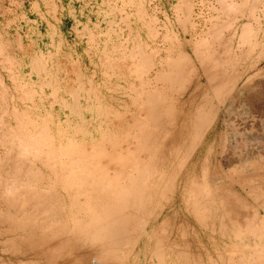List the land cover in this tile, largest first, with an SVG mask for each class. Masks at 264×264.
Segmentation results:
<instances>
[{"label": "rangeland", "instance_id": "1", "mask_svg": "<svg viewBox=\"0 0 264 264\" xmlns=\"http://www.w3.org/2000/svg\"><path fill=\"white\" fill-rule=\"evenodd\" d=\"M0 193V264H264V0H0Z\"/></svg>", "mask_w": 264, "mask_h": 264}, {"label": "bare ground", "instance_id": "2", "mask_svg": "<svg viewBox=\"0 0 264 264\" xmlns=\"http://www.w3.org/2000/svg\"><path fill=\"white\" fill-rule=\"evenodd\" d=\"M111 23H112V22H111ZM108 52H109V51H108ZM144 53H145V52H144ZM145 58H146V57H145ZM145 58H144V59H145ZM144 61L146 62V59H145ZM146 63H147V62H146ZM146 63H145V65H146ZM147 64H148V63H147ZM143 66H144V65H143ZM172 76H173V75H172ZM171 79H172V77H171ZM174 79H175V78H174ZM176 80H177V79H176ZM177 81H178V80H177ZM171 82H172V81H171ZM176 83H177V82H176ZM173 85H174V84H173ZM176 86H177V85H176ZM171 88H173V86H172ZM5 89H6V88H5ZM155 90H156V89H155ZM170 90H172V89H170ZM180 90H181V89H180ZM156 95H157V94H156ZM152 96H154V97H159L158 95H157V96L152 95ZM154 97H153V98H154ZM150 99H151V98H150ZM154 101H155V107H156V106H157V103H159L160 100H158V102H157V100H154ZM145 103H146V102H145ZM167 104H168V103H167ZM171 104H172V103H171ZM4 105H5V104H4ZM173 105H174V104H173ZM173 105H171V106H173ZM169 106H170V105H169ZM171 106H170V107H171ZM159 107H161V106L159 105L158 108H159ZM207 107H208V106H207ZM162 108H163V107H162ZM173 108H174V107H173ZM210 108H211V107H210ZM212 108H213V107H212ZM155 109L157 110V108H155ZM170 110H171V109H170ZM199 110H200V109H199ZM207 110H209V109H207ZM153 111H155V110H153ZM153 111H151V113H152ZM172 111H173V110H172ZM197 111H198V110H197ZM197 111H196V113H197ZM157 112H158V111H157ZM160 112H162V111H160ZM158 113H159V112H158ZM158 113H155V114H158ZM170 113H172V112H170ZM170 113H169V114H170ZM162 114H163V112H162ZM172 114H175V113H172ZM214 114H215V113H214ZM160 115H161V113H160ZM167 115H168V114H167ZM170 115H171V114H170ZM170 115H169V116H170ZM22 116H23V115H22ZM156 116H157V115H156ZM156 116H155V117H156ZM162 116H163V115H162ZM169 116H168V117H169ZM171 116H172V115H171ZM171 116H170V117H171ZM211 116H213L211 110H210L209 113H208V112L205 113L203 110H201V111H199V113L197 114V116H195L196 118L194 117V118H195L194 121L196 122V125H197V126H195V127H197V128H196V129H197V131H196L197 134H199L198 132L201 133V129L203 130V129L205 128L206 125L209 126V120H210V117H211ZM153 117H154V116H153ZM159 117H161V116H159ZM166 117H167V116H166ZM162 118H163V117H162ZM194 118H193V119H194ZM212 118H213V117H212ZM170 119H171V118H170ZM172 119H173V117H172ZM172 119H171V120H172ZM15 121H16V120H15ZM155 121H156V120H155ZM159 121H160V120H159ZM169 121H170V120H169ZM172 121H173V120H172ZM195 122H194V123H195ZM159 123H160V122H159ZM168 124H169V123H168ZM168 124H167V125H168ZM210 124H211V123H210ZM161 125L163 126V124H161ZM164 125H165V124H164ZM169 125H170V124H169ZM208 126H206V127H208ZM25 127H26V126H25ZM17 129H18V128H17ZM28 130H29V129H28ZM166 130H167V129H166ZM168 131H169V130H168ZM168 131H167V132H168ZM170 131H171V130H170ZM177 131H178V130H177ZM177 131H176V132H177ZM182 133H185V132L182 131ZM188 133H189V132H188ZM141 134H142V132H141ZM41 135H42V134H41ZM147 136H148V135H147ZM46 137H47V136H46ZM170 137H171V136H170ZM34 139H35V138H34ZM46 140H47V139H46ZM152 140H153V139H152ZM150 142H151V141H150ZM40 144H41V143H40ZM40 144H39V145H40ZM191 145H192V144H191ZM69 146H70V145H69ZM37 149H38V148H37ZM51 156H52V155H51ZM155 156H156V155H155ZM151 160H152V159H151ZM80 161H81V158H80ZM244 163H245V162H244ZM3 165H4V164H3ZM49 165H50V164H49ZM135 165H136V164H135ZM247 166H248V165H247ZM14 172H15V171H14ZM135 177H136V176H135ZM136 178H137V177H136ZM135 180H136V179H135ZM72 181H73V180H72ZM72 181H71V182H72ZM137 181H139V180H137ZM133 183H134V182H133ZM135 185H136V184H135ZM140 185H141V184H140ZM125 191L127 192V189H126V188H125ZM86 192H87V191H86ZM124 193H125V192H124ZM124 193H122V194H124ZM0 194H1V193H0ZM122 194H121V195H122ZM1 196H2V195H1ZM0 198H1V197H0ZM110 205H111V204H110ZM199 208H200V207H199ZM114 209H116V208H114ZM114 209H113L112 211H114ZM108 210H109V209H108ZM116 215H117V214H116ZM116 215H115V216H116ZM25 216H26V215H25ZM23 218H24V217H23ZM107 219H108V218H107ZM110 220H111V219H110ZM112 220H113V219H112ZM94 221H95V220H94ZM97 221H98V220H97ZM97 221H95V223H97ZM116 222H117V220H116ZM120 222H121V221H120ZM79 223H80V222H79ZM95 223H94V225H95ZM98 223H99V222H98ZM11 224H12V223H11ZM102 224H103V223H102ZM104 224H105V223H104ZM108 225H109V224H108ZM108 225L106 224V225H105L106 227L103 226V225H101L102 227H101V229H99L100 231H99V233H97L98 235H97V234H96V235L98 236V238L100 239V241H101V238H103L102 240H104V238H106V239H113L115 242L118 241V240H119V239H118V236H120L119 234H120L122 231H120V233H115L114 231L117 230V229L120 230V228H119V227H118V228L115 227L116 229L113 230V228L111 227V225H110L111 230H110V228L107 230V226H108ZM98 226H100V225L97 224V227H98ZM117 226H118V224H117ZM103 227H104V228H103ZM113 227H114V226H113ZM121 227H122V226H121ZM78 228H79V227H78ZM98 228H99V227H98ZM95 229H96V226H95ZM121 229H122V228H121ZM93 230H94V229H93ZM93 232L95 233V231H93ZM96 232H98V231H96ZM117 232H118V231H117ZM80 233H81V231H80ZM89 234H92V235H93V233H89ZM117 234H118V235H117ZM96 235H95V237H94L95 239H97V238H96V237H97ZM122 235H123V234H122ZM87 238H88V237H87ZM91 238L94 239L93 237H91ZM117 239H118V240H117ZM113 240H112V242H113ZM120 240H122V239L120 238ZM120 240H119V241H120ZM165 240H166V239H165ZM109 242H110V241H109ZM115 242H114V243H115ZM106 243L108 244L107 241H106ZM114 243H113V244H114ZM119 243H120V242H119ZM125 243H126V242H125ZM103 244H104V243H103ZM103 244H102V245H103ZM113 244L110 243L109 246H111V245H113ZM116 244H117V243H116ZM37 245H38V244H37ZM103 246H104L105 248L107 247L105 244H104ZM119 246H120V245H119ZM117 247H118V246H117Z\"/></svg>", "mask_w": 264, "mask_h": 264}]
</instances>
